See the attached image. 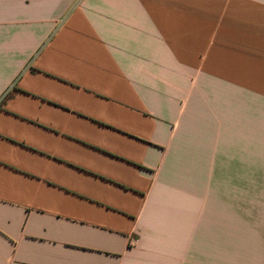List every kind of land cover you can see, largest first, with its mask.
<instances>
[{"label":"crops","instance_id":"crops-1","mask_svg":"<svg viewBox=\"0 0 264 264\" xmlns=\"http://www.w3.org/2000/svg\"><path fill=\"white\" fill-rule=\"evenodd\" d=\"M0 264H264V0H0Z\"/></svg>","mask_w":264,"mask_h":264}]
</instances>
